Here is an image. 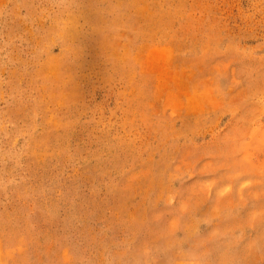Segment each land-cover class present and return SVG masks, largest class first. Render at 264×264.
Masks as SVG:
<instances>
[{"label": "rangeland", "instance_id": "374dc122", "mask_svg": "<svg viewBox=\"0 0 264 264\" xmlns=\"http://www.w3.org/2000/svg\"><path fill=\"white\" fill-rule=\"evenodd\" d=\"M0 264H264V0H0Z\"/></svg>", "mask_w": 264, "mask_h": 264}]
</instances>
